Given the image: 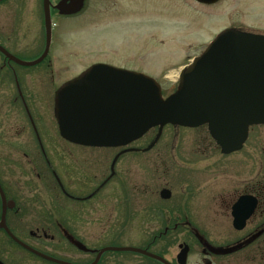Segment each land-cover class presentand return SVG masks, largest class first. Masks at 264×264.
I'll list each match as a JSON object with an SVG mask.
<instances>
[{"label":"flooded vegetation","instance_id":"flooded-vegetation-1","mask_svg":"<svg viewBox=\"0 0 264 264\" xmlns=\"http://www.w3.org/2000/svg\"><path fill=\"white\" fill-rule=\"evenodd\" d=\"M76 1L49 0L51 19L75 16L68 12ZM217 3L228 23L222 31L264 36V0ZM44 14V0L0 2V47L25 63L40 58ZM53 39L52 30L48 53L35 66L0 50V100L21 102L37 147L29 160L24 153V167L16 157L12 172L0 171V264H264V141L251 140L264 126L250 127L230 154L213 140H156L158 128L143 136L155 132L150 141L82 145L63 139L55 120L57 141L45 123L34 124L26 104L34 96L23 87L33 83L34 68L46 75ZM199 128L208 133L206 126L188 130ZM210 148L220 159L204 157ZM135 171L139 182L131 185Z\"/></svg>","mask_w":264,"mask_h":264},{"label":"water","instance_id":"water-1","mask_svg":"<svg viewBox=\"0 0 264 264\" xmlns=\"http://www.w3.org/2000/svg\"><path fill=\"white\" fill-rule=\"evenodd\" d=\"M4 0H0L2 2ZM214 4L219 0H195ZM49 0H44L46 47L51 42ZM68 12L81 10L77 0ZM54 118L61 137L73 143L119 147L166 125L196 128L207 125L223 154L238 151L248 129L264 125V36L227 29L181 70L174 93L162 97L161 86L143 73L95 64L55 92ZM3 227V226H2Z\"/></svg>","mask_w":264,"mask_h":264},{"label":"rangeland","instance_id":"rangeland-1","mask_svg":"<svg viewBox=\"0 0 264 264\" xmlns=\"http://www.w3.org/2000/svg\"><path fill=\"white\" fill-rule=\"evenodd\" d=\"M220 9L221 3L204 5L194 0H84L81 12L75 16L52 18L54 41L46 75L34 68L29 74L33 83L23 86L31 89L34 96V100L26 101L34 124L45 123L42 127H47L49 134L59 141L53 113L54 93L65 81L98 62L148 75L158 81L163 96H167L176 88L180 70L228 25ZM36 54L23 59L31 61ZM40 76L48 79L41 83L37 80ZM0 121V171L12 172L15 158L24 167V153L29 160L37 147L21 102L0 100ZM45 134L46 141L49 138ZM154 134L152 131L141 140L150 141ZM252 135L251 140L264 141V127H256ZM159 140L208 144L212 139L205 128L174 131L165 127ZM97 152L99 156L100 151ZM206 156L221 157L214 148L208 149ZM235 157L227 159L234 161ZM51 163L58 169L56 161ZM139 172L129 176L131 185L138 184Z\"/></svg>","mask_w":264,"mask_h":264}]
</instances>
